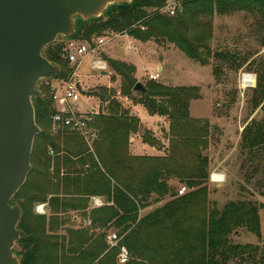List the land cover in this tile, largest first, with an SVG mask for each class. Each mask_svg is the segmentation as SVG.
Instances as JSON below:
<instances>
[{
  "label": "trees",
  "instance_id": "1",
  "mask_svg": "<svg viewBox=\"0 0 264 264\" xmlns=\"http://www.w3.org/2000/svg\"><path fill=\"white\" fill-rule=\"evenodd\" d=\"M176 1L173 16L164 11L167 0L112 5L100 18H77L75 34L63 39L90 42L93 37L114 33L139 43H168L204 66L212 52L213 17L245 12L256 18L255 32L264 47V0ZM43 56L61 72L43 80L39 88L42 97L33 99L35 122L41 132L34 139L31 171L11 201L21 210V235L16 243L20 264H117L118 249L108 250L106 245L108 229L123 236L120 246L126 247L131 258L127 264L155 259L156 264H264V245L232 244L229 238L238 228L261 236L262 206L255 202H229L222 211L198 219L199 229L187 227L186 210L192 199L206 192L209 177V161L203 152L209 146L212 128L189 114L190 103L199 99L197 86H165L149 80L143 86L145 94L133 92L135 67L102 57L111 70L110 81L120 79V97L140 105L149 116L167 119L164 139L168 146L144 130L141 142L163 155H132L130 139L139 133L140 121L123 107L114 91L99 88L85 93L99 101L98 112L89 114L88 127L96 136L90 151L75 133L67 129L52 132L55 86L67 80L72 69L64 58V46L57 41L44 49ZM214 58L229 61L228 55L217 52ZM252 65L257 74L252 104L254 109H263L264 60H253ZM220 71V65L214 67V74ZM255 128L245 136L251 148L264 144V128ZM173 181L190 190L189 195L177 197ZM95 196H103L107 204L92 209L88 216L94 228L104 231L96 235L63 228L64 234H58L56 228L67 222L63 216L69 212L86 215L90 198ZM167 197L173 200L140 217L152 198L157 203ZM40 204H47L49 217L35 214L34 208Z\"/></svg>",
  "mask_w": 264,
  "mask_h": 264
},
{
  "label": "rangeland",
  "instance_id": "2",
  "mask_svg": "<svg viewBox=\"0 0 264 264\" xmlns=\"http://www.w3.org/2000/svg\"><path fill=\"white\" fill-rule=\"evenodd\" d=\"M167 3L177 5L176 0H167ZM255 20L254 16L245 12H235L225 16L215 15L212 19V35L209 41L212 52L208 58V64L204 66L186 58L171 44H156L152 41L136 44L131 38L127 40V38L121 37L104 45L99 50L97 57L100 59L107 57L133 65L136 69L134 76L137 82L143 86L152 80L149 77L151 73H158L157 80L153 81L165 86L198 87L199 99L190 103L189 114L194 120L208 122L212 128L208 138L209 146L203 152L209 161V177L206 182V192L192 199L186 210L187 227L199 229L202 219H207L210 213L222 211L229 202L240 200L255 202L262 206L259 209L261 236L257 238L246 229L238 228L232 232L229 238L232 244L261 247L264 245V144L251 148L247 146V138H245L247 132H250L248 130L251 129L252 131L256 125L264 128V108L261 109L260 106L254 109L252 104L253 89L257 85V74L253 71L252 61L264 60V47L260 46V35H256ZM57 43L65 48L66 40L59 37ZM122 43L125 44L123 48ZM215 52L228 55L229 61L222 63L217 60L214 58ZM218 65H220L221 71L214 74V67ZM158 67L161 68L159 72ZM107 72H109L108 76H102L97 71L89 70L87 64L79 71L84 91L82 101L79 100L75 104L79 113H88L92 109V113L98 112L99 101L88 99L85 93L99 88L114 91L122 105L126 103L119 95L120 79L117 78L115 82H111L112 73L108 66ZM243 74L254 76V87L245 89L242 87ZM42 81H39L36 86L38 91ZM138 100L139 96H136V101ZM132 104L129 101L126 107L128 108ZM137 112L139 118L145 122L144 124L140 123L139 134L141 135L144 130L151 131L154 137L166 148L168 141L164 139V132L168 130L169 126L167 119L158 117L149 120L143 109H137ZM131 138H134V135ZM147 148L149 149L144 151L145 154L163 155V152L155 149L150 150V147ZM134 153L136 154V152ZM213 175L221 176L223 181L212 182ZM171 185L177 193V197L188 196L190 193V190L186 188L184 194L180 196L178 191L185 186L177 181L171 182ZM93 198H98L102 206L107 204L103 196L91 197L89 210L85 212L86 215L80 212H69L63 216V218L66 217L64 220L67 222L56 228L57 233L63 235V228L85 230L96 235L103 232L104 230L94 228L91 225L88 216L89 211L99 208L92 205ZM153 199H151L152 203L149 207L140 211V217L173 200L167 197L155 203ZM40 205H44V208L37 211V207ZM40 205L34 208L35 214L49 217L47 204ZM106 233L108 250L115 249L108 245L109 240H113V236H117L119 240H114L112 244L115 245L119 242L120 245L123 236L119 237L117 232L112 229H108ZM13 251L20 260V257L16 255V252L19 251L17 245L14 246ZM157 261L158 259L139 260L143 264H156Z\"/></svg>",
  "mask_w": 264,
  "mask_h": 264
},
{
  "label": "water",
  "instance_id": "3",
  "mask_svg": "<svg viewBox=\"0 0 264 264\" xmlns=\"http://www.w3.org/2000/svg\"><path fill=\"white\" fill-rule=\"evenodd\" d=\"M131 2L0 0V264H20L13 248L21 235V210L11 201L31 171L34 139L41 132L33 107V99L42 97L36 86L61 72L43 51L59 37L71 38L76 18L97 19L108 7ZM133 92L145 94V88L137 82Z\"/></svg>",
  "mask_w": 264,
  "mask_h": 264
},
{
  "label": "built area",
  "instance_id": "4",
  "mask_svg": "<svg viewBox=\"0 0 264 264\" xmlns=\"http://www.w3.org/2000/svg\"><path fill=\"white\" fill-rule=\"evenodd\" d=\"M175 8V3L168 4L164 8V11L170 16H173L175 13ZM121 36L124 35L108 33L107 35L93 37L90 42L68 40L66 41L64 48V58L68 62L72 72L67 80L62 81L55 86L53 104L56 112L51 117V129L54 133L63 129H67L75 133L83 140L90 151H92V143L96 137L94 131L88 127V122L90 121L89 114L92 113L93 110H90L88 113L81 114L76 110L75 106V104L78 103L79 100L82 101L83 98L82 92L79 90V85L81 86V82L79 80V71H81L85 64H88L91 71H97L98 73L107 72V63L98 58L97 55L99 50L104 45H106L108 42L118 39ZM158 76V73L149 75L152 80H157ZM245 77H252V75L243 74L242 83L245 80ZM254 84L255 79L253 82L248 80L246 85H242V87L244 89L252 88L254 87ZM211 180L215 183L223 181L219 175H213ZM184 192L185 188H182L180 191H178V194L181 196L184 194ZM92 205L95 207L102 206L98 198L92 199ZM43 208L44 205H40L37 207V211L38 209L42 210ZM112 238L113 240H109L108 245H110L112 248L118 249L117 264H127L131 260L128 251L125 247L120 246L119 242L113 245L112 242L117 240L118 237L113 236Z\"/></svg>",
  "mask_w": 264,
  "mask_h": 264
},
{
  "label": "crops",
  "instance_id": "5",
  "mask_svg": "<svg viewBox=\"0 0 264 264\" xmlns=\"http://www.w3.org/2000/svg\"><path fill=\"white\" fill-rule=\"evenodd\" d=\"M120 38V37H119ZM121 38H127V40H129L130 38L128 37V36H121ZM133 42H135L136 44H139V42H137V41H134V40H132ZM125 46V44H123L122 43V48ZM137 49V48H136ZM102 60H103V58H101ZM104 61V60H103ZM88 65V64H87ZM88 68H90L89 67V65H88ZM90 70V69H89ZM157 70H158V72L161 70V68L160 67H158L157 68ZM104 73H107V75L106 74H104ZM108 73L109 72H101L100 73V75H102V76H108ZM151 74H154V73H151ZM79 80H80V77H79ZM81 82V81H80ZM81 88H82V85H81ZM84 91H83V88H82V93H83ZM88 99H91V100H93L94 98H89V97H87ZM124 99V98H123ZM96 100V99H95ZM124 102H126L123 106L125 107V108H127L126 106L128 105V102H129V100H127V99H124ZM99 107V106H98ZM128 108H130V112L134 115V116H137L138 117V119H140V123L141 124H144L145 122H144V120H142L141 118H139V116H138V112H137V109H143L144 110V108H142L140 105H138V104H132V105H129L128 106ZM127 108V109H128ZM93 110V109H92ZM145 111V110H144ZM146 112V111H145ZM84 114V113H83ZM146 115H147V117H148V119L149 120H154V119H156V118H158V116H149L148 114H147V112H146ZM149 122H151V121H149ZM147 147H149V146H147V145H145V144H143L142 142H141V138H140V134L139 133H137V134H135L134 135V138H131L130 139V152H131V154L132 155H135V156H158V155H156V153L155 154H145L144 153V151L145 150H148L149 148H147ZM154 148H152V147H150V150H153ZM156 150V149H155ZM134 152H136V154L134 153Z\"/></svg>",
  "mask_w": 264,
  "mask_h": 264
},
{
  "label": "bare ground",
  "instance_id": "6",
  "mask_svg": "<svg viewBox=\"0 0 264 264\" xmlns=\"http://www.w3.org/2000/svg\"><path fill=\"white\" fill-rule=\"evenodd\" d=\"M248 80H250V81L253 82L254 77H253V76H252V77H245V80L243 81L242 85L245 86V85H246V82H247ZM214 178H215V176H214ZM219 181H220V180H219Z\"/></svg>",
  "mask_w": 264,
  "mask_h": 264
}]
</instances>
